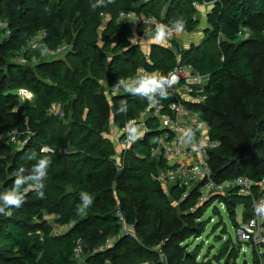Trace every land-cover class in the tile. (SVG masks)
<instances>
[{"label": "trees", "instance_id": "obj_1", "mask_svg": "<svg viewBox=\"0 0 264 264\" xmlns=\"http://www.w3.org/2000/svg\"><path fill=\"white\" fill-rule=\"evenodd\" d=\"M208 1L215 2L210 13L215 24L200 44H153L147 53L132 40L121 13L169 25L180 19L184 32H194L201 22L195 4L204 0H113L95 9L93 0H0V23L5 25L0 27V192L13 187L21 167L26 174L31 169L35 161L27 160L26 153L36 151L52 161L44 198L25 186L22 206L0 215V264H80L78 244L84 264H237L240 246L231 239L212 258L199 257L201 246L189 250V239L203 231L199 219L204 208L178 214L157 178L164 164L151 157L145 142L124 151V168L118 170L111 127L112 113L120 127L140 117L146 102L124 92L114 94L112 86L119 80L135 79L140 68L166 75L178 62L191 63L209 75L207 99L195 107L217 143L210 150L212 177L218 182L239 175L264 178V0ZM243 26L251 32L249 39L254 38L248 56L236 54L230 44ZM38 33L45 34L40 46L28 48ZM219 34L225 35L224 41L218 40ZM64 45L69 47L66 52L50 55ZM239 48L245 52L248 45L242 42ZM21 53L28 61L37 60L22 64L17 59ZM19 88L32 91L34 99L22 102ZM124 99L127 111L121 112ZM174 99L169 95L161 100L164 112L172 113L167 105ZM54 104L62 114L51 110ZM14 130L22 143L11 141ZM168 188L183 206L204 203L206 209L210 200L219 199L232 218L238 205L244 206L246 220L254 214L252 197L237 188L206 202L200 201L197 186L187 196L183 187ZM82 192L93 203L77 212ZM213 210L220 213L217 207ZM124 222L134 235L122 233ZM54 224L65 228L56 232ZM262 262L256 250L254 264Z\"/></svg>", "mask_w": 264, "mask_h": 264}, {"label": "built area", "instance_id": "obj_2", "mask_svg": "<svg viewBox=\"0 0 264 264\" xmlns=\"http://www.w3.org/2000/svg\"><path fill=\"white\" fill-rule=\"evenodd\" d=\"M120 17L122 19L134 17L140 23H151L153 20H157L156 18L140 20L131 12L127 14L121 13ZM162 24L172 28L173 31L172 37L167 40L168 43L175 41L176 37L181 32H184L183 29L176 30L173 25ZM66 49V45L59 46L51 51V54L60 55ZM21 58H24L23 60L27 59L26 57H19L20 62ZM145 72L147 71L144 68L138 69L135 79H139ZM166 75L175 77V83L169 90V95H172L175 99L167 105L172 110V113L164 112L166 107L161 100L153 104L145 99L142 115L127 119L124 125L118 128V136L113 135L117 139L116 143L120 139L123 142L122 146L119 147L117 145L118 160L124 161L122 157L124 151L128 152L132 149L134 143L138 141L145 142L152 152L151 157L164 164V168H159L160 171L157 178L167 188L171 186L170 184H177L179 187L186 189L185 196H187L197 186L200 190V200L202 202L212 199L215 194L225 195L228 190L237 188L240 194L254 197V210L256 207L264 209V178L260 179L258 183L262 186V189H258L259 193L254 196L257 181H251L248 175H239L221 182L212 177V170L209 164L210 150L216 147L217 143L210 137L209 124L204 121L195 107L207 99L205 88L209 83V75L199 73L191 63L181 62H178ZM132 80H119L112 86V89H115V91L112 90L113 93L124 92L121 85ZM17 94L24 101L31 100L34 97L33 93L26 88H19ZM126 95L128 94L126 93ZM123 104H127L126 99L123 100ZM187 128H192L195 132L192 146L181 145L179 142L180 136ZM10 139L13 143H22L21 134L17 130L10 134ZM26 141L27 139L23 143ZM116 143L114 144L116 145ZM242 181L245 182L240 184ZM218 201L226 208L225 202L219 199ZM257 208L252 217L241 222L237 227V239L240 242L255 241L259 237V220L261 216L264 219V211H257ZM119 215L123 218L120 212ZM62 228H65V226ZM75 253L77 256L83 253L80 244L76 246Z\"/></svg>", "mask_w": 264, "mask_h": 264}, {"label": "rangeland", "instance_id": "obj_3", "mask_svg": "<svg viewBox=\"0 0 264 264\" xmlns=\"http://www.w3.org/2000/svg\"><path fill=\"white\" fill-rule=\"evenodd\" d=\"M214 4H215V2L204 0L203 3H199V4L197 3L195 5V7L197 9L196 15L200 18L201 24L199 25V28L197 30H195L194 32H190L189 34L181 32V34L176 37V41H174V42H177L178 46H181V48H187V47H190L194 43L195 44L201 43V41L204 39L202 34H204V36H205V34L207 33V30L211 31L213 29L215 22L213 23V21L211 20L210 13H212L213 10H215V9H213ZM253 17L256 19L257 16H253ZM255 19H254V21H255ZM122 20H124L128 24V26L131 28L132 40L135 42L141 43V45L143 47V51L150 53L151 47H152L150 42L152 40V37L151 36L147 37L146 34L149 31H152V32L155 31L156 26L157 25H163L162 24L163 22L153 20L151 23H140L134 17L124 18ZM106 24H107V22H106V20H104L102 22V26H105ZM4 26L5 25L3 22L0 23L1 28H3ZM242 30H243V32L241 34H239V37H235L234 39L230 40V44H232V46L234 45V47H231V48H232V50H235L236 54L243 53L245 56H248L249 51L254 49V47L252 45V40H254V38L249 39L252 36H251L250 30L247 29L246 27L243 26ZM44 35H45L44 33H41V34L38 33L35 36V38L32 39L27 44L28 48L34 49L37 46H40L39 40ZM200 36H202V38H199ZM262 38H263L262 36H256V39H258V40H262ZM218 40H220V42L224 41L225 35L219 34ZM242 42H244V44L248 45V49L245 52H242V49L239 48V45H241ZM235 44H237V45L235 46ZM68 49H69V47L67 46V49L64 52H66ZM53 50L49 51L50 55H52L51 51H53ZM24 56H25L24 53H21L17 58L18 61L20 62L19 57H24ZM179 58H180V54L177 55V59H179ZM23 59L24 58H21L22 64H29L30 61H31V64H34L35 60H37L34 58H32V60H30V61H28L27 59L26 60H23ZM145 70L147 71V72H145V74H147L148 72L155 73V74L161 72L160 70H156V69L155 70L145 69ZM112 90L115 91V89H112ZM17 92H18V90H17ZM21 99H22V102H24V99L22 97H21ZM33 99L34 98H32L30 101H32ZM51 110L56 112V113H60V114L63 113L62 108L60 107L59 104L52 105ZM111 127H112V130L114 129V132H112L114 134V136L115 135L118 136V133H119L118 128L119 127L115 126V114H113V113L111 114ZM110 134H111V131L109 132V135ZM114 136H113V140H114ZM116 141H117V139L114 140V143H116ZM117 145L119 147L123 145V142L121 141V139L119 140V142L116 143L115 146L117 147ZM118 163H119L118 170H122L124 168L125 163L122 164V162L120 160H118ZM251 181L254 182L256 180L251 178ZM244 182L245 181H242V182H240V184H243ZM258 183H259V180H257V183H256L257 186L256 187H258L259 190H261L262 186ZM162 185H163V183H162ZM170 185L172 187L173 186L175 187V185H177V184H170ZM163 187H164V191L167 194V197L171 200V202L174 204V206H176L178 208V211H177L178 214L181 213L182 211H184V212H187V211L188 212L189 211L195 212L199 207L201 209L204 208L201 212V218L199 219L200 223H202L199 225V227H203V231H202L200 237H197V238L191 237L189 239L188 244H190V248H189L190 251L195 249V247H197V246H201V249L199 251V257L200 258H205V257L212 258L213 255L219 253L224 248L225 243L229 239H231L233 241V245L240 246V253H239V258L237 259V264H254V255H255L256 250H257V254L263 258L262 263L264 264V219L262 216H261V219L259 220V223H260L259 237H257V239H255V241L240 242L237 239V227L239 226V224L241 222L246 221V219L243 216V212H244V206L243 205H238L234 208L233 213H234L235 218H232V217H230L231 214L227 211V208L223 207L218 200H213V199L210 200V202H212V204L210 206H208V208H206V209H205V207H203L204 203H199L198 205H200V206H198V205L193 206L192 204L183 206L182 204L180 205L179 200H176L172 197L170 188H167L164 185H163ZM188 189H190V188H188ZM25 190H27V189H25ZM259 190H258V193H259ZM214 196L215 195H213V197ZM254 196H255V194H254ZM251 197H252V199H254L253 196H251ZM214 207H217L219 209L220 213L213 210ZM182 208H185V209H182ZM256 208H255V210H256ZM255 210H254V213H255ZM36 218H38V217H36ZM50 218H52V216L45 215V219H50ZM53 226L55 227L56 232H60L62 227H63V226L58 227V226H56V224H54ZM122 230H123L122 233L124 235H127L128 233H131L133 235L135 234V231H134V229H132V226H130L126 222L123 223ZM84 257H85L84 253H82L80 256L77 257L79 259L80 264H84L83 263ZM161 257H162V255H161ZM217 264H223V262H219Z\"/></svg>", "mask_w": 264, "mask_h": 264}, {"label": "clouds", "instance_id": "obj_4", "mask_svg": "<svg viewBox=\"0 0 264 264\" xmlns=\"http://www.w3.org/2000/svg\"><path fill=\"white\" fill-rule=\"evenodd\" d=\"M112 2L113 0H93V2H91V7L94 9L106 7L107 4ZM173 26L176 30H180L184 27V21L177 19L176 21H173ZM172 35V28L166 25H157L152 38L157 43H163L169 40ZM174 83L175 77H169L165 74L147 73L141 75L139 79H133L128 83H123L121 86L127 94L133 97L146 99L155 104L160 100H166L169 98V90ZM119 110L121 112H126L127 105H120ZM194 136V130L192 128H187L180 136L179 142L181 145L192 146ZM42 151L46 152L47 149H42ZM25 158L29 161H35V163L27 174L26 170L21 167L15 175L13 187L10 190L0 192V215H8V209L20 208L22 206L25 200V192L21 190L24 189L25 186H30L31 190L35 191L41 198H44L46 188L45 181L48 176V168L52 162L51 158L41 157L36 151L26 153ZM92 203L93 197L82 192L80 194V203L77 205V212H84L92 205ZM257 211H264V209L257 208Z\"/></svg>", "mask_w": 264, "mask_h": 264}, {"label": "crops", "instance_id": "obj_5", "mask_svg": "<svg viewBox=\"0 0 264 264\" xmlns=\"http://www.w3.org/2000/svg\"><path fill=\"white\" fill-rule=\"evenodd\" d=\"M198 17V16H197ZM199 18V17H198ZM200 19V18H199ZM200 24H201V22H200ZM155 33V32H154ZM184 33H190V32H184ZM202 36H203V38H204V34H202ZM202 36H200L199 38H202ZM151 37H153V36H151ZM139 43V42H138ZM174 41H172L171 43H168L167 41H165V42H163V43H157V42H155L154 41V39L152 38V40H151V42H150V44H151V46L153 45V44H156V45H159V46H162V47H166V48H172L173 46H174ZM139 44H141V43H139ZM198 44H200V43H198ZM198 44H192V45H198ZM141 47H142V45H141ZM187 48H190V47H187ZM142 49H143V47H142ZM149 49V48H148Z\"/></svg>", "mask_w": 264, "mask_h": 264}]
</instances>
